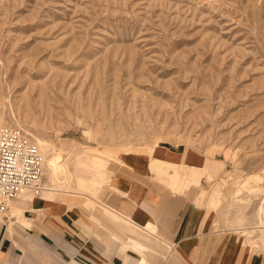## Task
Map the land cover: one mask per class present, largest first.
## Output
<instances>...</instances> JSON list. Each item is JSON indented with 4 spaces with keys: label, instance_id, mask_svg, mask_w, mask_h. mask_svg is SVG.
I'll list each match as a JSON object with an SVG mask.
<instances>
[{
    "label": "rangeland",
    "instance_id": "374dc122",
    "mask_svg": "<svg viewBox=\"0 0 264 264\" xmlns=\"http://www.w3.org/2000/svg\"><path fill=\"white\" fill-rule=\"evenodd\" d=\"M0 124L68 160L59 193L99 227L119 222L87 196L114 201L125 155L161 156L166 189L264 251V0H0Z\"/></svg>",
    "mask_w": 264,
    "mask_h": 264
},
{
    "label": "crops",
    "instance_id": "0c3cea01",
    "mask_svg": "<svg viewBox=\"0 0 264 264\" xmlns=\"http://www.w3.org/2000/svg\"><path fill=\"white\" fill-rule=\"evenodd\" d=\"M153 159L170 163L161 156L125 155L124 166L111 175L114 201L97 199L101 187L90 195L119 222L113 231L110 223L108 230L101 226L104 222L99 227L87 219L77 201L85 197L82 193L18 195L9 203V218L0 213V264H35L20 248L37 251L43 264H57L54 258L59 264H264V251L218 226L193 196L166 189L152 171ZM174 180L170 182L180 187Z\"/></svg>",
    "mask_w": 264,
    "mask_h": 264
},
{
    "label": "built area",
    "instance_id": "2783aa9c",
    "mask_svg": "<svg viewBox=\"0 0 264 264\" xmlns=\"http://www.w3.org/2000/svg\"><path fill=\"white\" fill-rule=\"evenodd\" d=\"M43 152L19 127L0 125V210L23 190L43 189Z\"/></svg>",
    "mask_w": 264,
    "mask_h": 264
},
{
    "label": "bare ground",
    "instance_id": "6f19581e",
    "mask_svg": "<svg viewBox=\"0 0 264 264\" xmlns=\"http://www.w3.org/2000/svg\"><path fill=\"white\" fill-rule=\"evenodd\" d=\"M0 125H2V124H0ZM34 142V141H33ZM36 143H37V145L38 146H40L41 147V149H43V157H44V162H43V169H44V166L46 167V169H45V174H46V178H47V180H46V183H45V187H44V183H43V189H42V191L44 190V192L47 194H51V195H55L56 193H59L60 191H67V192H69L68 190H67V188H66V190H64L63 189V186H64V183H65V181L66 180H69L68 178H69V174H68V171H67V166H66V162L68 161H64L63 159V155L61 154V153H59V154H57V153H55L53 150H51V152L50 151H48V149L46 150V149H44L45 148V145H46V142L43 140V139H41V138H39V137H36ZM88 148V147H87ZM86 149V148H85ZM84 149V150H85ZM60 150V149H59ZM65 150V149H64ZM93 150V149H92ZM83 151V150H82ZM88 151V150H87ZM95 151V150H94ZM100 152H102L101 150H99ZM60 152V151H59ZM91 152V151H90ZM89 152V153H90ZM106 152V151H105ZM85 153V152H84ZM101 154H103V152L101 153ZM100 153H99V155H101ZM106 154H108L107 152H106ZM106 154H104V155H101V156H103V158H104V156L106 155ZM92 155V154H91ZM81 156H82V154H81ZM79 157V159H77L78 161V170L79 171H82V172H87V171H89V169H92V168H98V172L100 173V172H102V170L100 169V166L103 164V163H99V161L98 160H93V159H91L90 157H86V156H82V157ZM102 158V157H101ZM102 158V159H103ZM99 159H100V157H99ZM102 159H101V161H102ZM70 160V159H69ZM72 161V160H71ZM153 162V164L154 165H162V163L163 162H161L160 160H158V159H153L152 160ZM70 162V161H69ZM74 162V161H73ZM73 162H71L72 164H73ZM68 163V162H67ZM70 163V164H71ZM74 163H76V162H74ZM77 164V163H76ZM75 167H77V166H75ZM78 170H76V171H78ZM78 171V172H79ZM94 171V170H93ZM92 171V172H93ZM106 171V170H105ZM43 172H44V170H43ZM76 173V172H75ZM89 173V172H88ZM87 173V174H88ZM97 173V172H96ZM44 174V173H43ZM79 174V173H78ZM92 174V173H91ZM166 174V173H165ZM65 176V178H64V180H61V176ZM77 175V174H76ZM75 175V176H76ZM79 175H81V174H79ZM84 174H82L81 176H79V178L81 179V182L82 183H84V185H85V182L86 181H88V179L86 178V176L84 177L83 176ZM96 175L97 174H95V177H96ZM176 175H177V173H176ZM74 176V177H75ZM90 176V175H89ZM93 176V175H92ZM98 176V175H97ZM76 178V177H75ZM103 178V177H102ZM79 179V180H80ZM100 179V178H99ZM105 179V178H104ZM106 181V180H105ZM189 181H191V180H189ZM198 181H196V183H197ZM68 183V182H67ZM86 183H89V182H86ZM103 184V183H102ZM83 185V186H84ZM187 185H189V183H187ZM85 187V186H84ZM45 188V189H44ZM71 188V186L70 187H68V189H70ZM29 190V191H28ZM30 191H32L31 189H23V190H21L18 194H17V196L18 195H20L21 197H24V198H32L33 196H32V193L30 192ZM42 191H41V193H42ZM89 191V190H88ZM33 192V194L34 195H37V194H35L34 193V191H32ZM71 192V191H70ZM40 193V194H41ZM63 193V192H62ZM75 193V192H74ZM77 194L78 193H80L81 194V192H76ZM40 194H38V195H40ZM70 194H72V192L70 193ZM83 195V194H82ZM16 196V197H17ZM88 197H90V196H88ZM34 199V198H33ZM10 201H12V199H10L8 202H7V204H8V208H9V203H10ZM262 210H263V205H261L260 206V208H259V210H258V215H261V212H262ZM19 213V212H18ZM148 226L149 227H151V228H153L154 227V225H152V224H148Z\"/></svg>",
    "mask_w": 264,
    "mask_h": 264
}]
</instances>
